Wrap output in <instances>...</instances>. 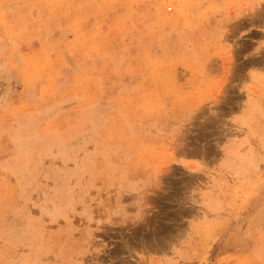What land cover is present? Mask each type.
<instances>
[{"label":"rangeland","instance_id":"obj_1","mask_svg":"<svg viewBox=\"0 0 264 264\" xmlns=\"http://www.w3.org/2000/svg\"><path fill=\"white\" fill-rule=\"evenodd\" d=\"M0 264H264V0H0Z\"/></svg>","mask_w":264,"mask_h":264}]
</instances>
